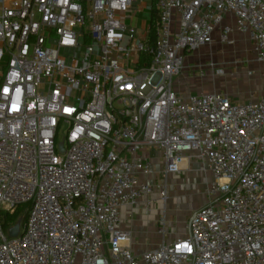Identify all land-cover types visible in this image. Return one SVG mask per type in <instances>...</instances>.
I'll return each instance as SVG.
<instances>
[{
    "label": "built area",
    "instance_id": "built-area-1",
    "mask_svg": "<svg viewBox=\"0 0 264 264\" xmlns=\"http://www.w3.org/2000/svg\"><path fill=\"white\" fill-rule=\"evenodd\" d=\"M134 2L0 0V264H264V86L241 101L175 83L237 37L264 64V0H154L153 29L124 22ZM194 162L212 178L186 235L166 240L164 213L137 251L122 207L159 191L165 210Z\"/></svg>",
    "mask_w": 264,
    "mask_h": 264
},
{
    "label": "rangeland",
    "instance_id": "rangeland-1",
    "mask_svg": "<svg viewBox=\"0 0 264 264\" xmlns=\"http://www.w3.org/2000/svg\"><path fill=\"white\" fill-rule=\"evenodd\" d=\"M147 15L148 13L145 11V8L141 7L137 21H141ZM212 62L221 66L225 73L216 76L209 69L206 70L208 64ZM202 67L208 74L205 77H201L198 71ZM249 69L255 71L253 76L248 74ZM184 72H190V76L193 73L192 81H190L194 85L193 87L205 92L209 91V89L228 92L234 99L241 101L257 97L264 86V64L257 63L255 55L251 51V44L245 38H241V40L236 41L234 44H215L193 51L187 56V70ZM194 92L198 93V91ZM188 175H190L189 182ZM211 177L212 174L209 172L200 171L195 174H187L185 172L180 180V183H185L183 190L178 186L176 188L177 192H173L172 190L168 192L165 206L168 218L167 237L170 236V238L174 239L179 234L182 235L181 237L186 235V220L192 210L200 208L201 204L207 200L208 180ZM156 192L155 195L160 194L159 191ZM156 203L161 204V207H163L162 200L159 199L158 202L153 201L151 206L152 211L155 209ZM134 219V224L137 225L139 231L136 237V244L138 246H157L161 243V236L158 234L157 228L147 229L141 221L139 214H135ZM146 239L149 241V244H145Z\"/></svg>",
    "mask_w": 264,
    "mask_h": 264
},
{
    "label": "crops",
    "instance_id": "crops-1",
    "mask_svg": "<svg viewBox=\"0 0 264 264\" xmlns=\"http://www.w3.org/2000/svg\"><path fill=\"white\" fill-rule=\"evenodd\" d=\"M134 7H135V9H134L135 11L132 13L131 18L130 19H129V17L124 18V22L126 24H131L138 29L145 28L148 26H152V22L154 21V15L156 13L154 10V0H135ZM141 7L145 8V11H147L148 15H147V17L142 18L141 21H139V20L137 21V16H138V13H139V10ZM156 18H157V14H156ZM237 39L241 40V38H239V37H237ZM185 70H187V62H186V69ZM183 73L184 74H182L181 76L176 78V82H175L176 83V89H178L182 92H192V91H198L199 93L205 92V91H201L200 89H198L196 87H193L194 85L190 82V81H192V77L189 74L190 72H187V73L183 72ZM212 90H214V89H209V91H212ZM209 91H207L205 93H208ZM202 167L203 166L201 165V163H196V162H194V164H189V165L184 164V169L181 172V174L169 175V177H168V183H169L168 184V190L169 191L172 190L173 192H177L176 188H178V186L183 190L185 183L184 182L180 183V180H181L182 175L185 174V172L187 174H192V173L195 174L196 172L198 173L200 171L207 172V173L209 172L208 170H203ZM209 173L212 174L211 172H209ZM188 176L189 177H187V178H188V182H189L190 175H188ZM210 180H208V182ZM156 193H158V192H156ZM159 196L160 195H158V194H156V195L153 194V197H154L153 200L155 202H158ZM204 203H205V201L201 205H203ZM154 207H155V209H153V211H150V212H146L141 203L134 206V207H129V206L128 207H122V210H121L122 223H121V225L124 229L132 228L135 231L134 232L135 233L134 234V248L137 251H143V250H146L147 248H151L154 246L153 245L152 246H150V245H148V246L139 245L138 246L136 244L137 243L136 237H137L139 231L137 229V225L134 224L135 223L134 216H135V214H139L141 221L143 222V224H145V227L147 229H150V228L156 229L157 228V230H158V227L160 225L159 220H160V218H162V215L164 213L166 215L167 210L166 209L164 210V207H161V204H159V203H156ZM130 214H133L132 218L129 216ZM166 218H167V216H166ZM167 222H168V218H167ZM186 225H187V223H186ZM186 233H187V228H186ZM180 236H182V235L179 234V236H176L173 239V238H170V236L167 237V234H166V240L174 241L175 239L179 238ZM145 244H149V241L147 239H146Z\"/></svg>",
    "mask_w": 264,
    "mask_h": 264
},
{
    "label": "trees",
    "instance_id": "trees-1",
    "mask_svg": "<svg viewBox=\"0 0 264 264\" xmlns=\"http://www.w3.org/2000/svg\"><path fill=\"white\" fill-rule=\"evenodd\" d=\"M156 20V13L154 15V21ZM152 22V29L155 28L156 23ZM28 208H29V203L28 204H24L19 206L16 210L15 213L11 214V215H7L5 214L3 216V224L6 227L8 224H10L11 222H15L17 219H19L22 215H25V218L28 214Z\"/></svg>",
    "mask_w": 264,
    "mask_h": 264
},
{
    "label": "water",
    "instance_id": "water-1",
    "mask_svg": "<svg viewBox=\"0 0 264 264\" xmlns=\"http://www.w3.org/2000/svg\"><path fill=\"white\" fill-rule=\"evenodd\" d=\"M60 149H61V151H63V143H61V145H60ZM19 223H17V224H15L14 226H13V228H11V230H10V236L12 237V236H16L17 235V233H18V231H19Z\"/></svg>",
    "mask_w": 264,
    "mask_h": 264
}]
</instances>
